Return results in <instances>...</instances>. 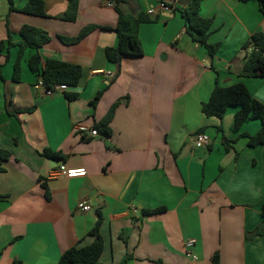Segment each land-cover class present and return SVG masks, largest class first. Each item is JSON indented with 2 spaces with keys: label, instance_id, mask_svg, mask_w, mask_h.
<instances>
[{
  "label": "crops",
  "instance_id": "0c3cea01",
  "mask_svg": "<svg viewBox=\"0 0 264 264\" xmlns=\"http://www.w3.org/2000/svg\"><path fill=\"white\" fill-rule=\"evenodd\" d=\"M9 1L0 0V44L16 45L0 54V149L10 153L0 161V264H57L71 247L93 241L88 234L99 213L106 264H211L215 252L221 264H264V235L247 238L263 223L264 146L250 147L240 137L257 133L261 123L249 120L236 132L238 108L223 120L201 110L217 82L243 81L264 104V78L240 77L251 51L243 44L264 32L258 3L202 0L197 15L213 20L210 42L221 43L212 58L187 33L181 13L189 0H177L167 12L159 11L160 0H129L120 9L148 19L139 32L144 54L116 64L106 56L118 44L115 2L80 0L76 21L68 22L58 18L68 0H44L46 17L10 12ZM11 1L21 9L29 0ZM24 26L42 29L50 40L24 52L15 82ZM90 26L81 40L66 41ZM36 54L43 62L79 65V84L46 95L28 67ZM117 102L107 134L77 132L80 123L95 127ZM218 126L235 141L232 150L225 149ZM201 128L210 144L195 148ZM45 151L64 158H48ZM61 165L85 169L86 176L50 177ZM80 201L92 209H79ZM161 207L166 210L146 213ZM189 240L196 242V259L186 253Z\"/></svg>",
  "mask_w": 264,
  "mask_h": 264
},
{
  "label": "trees",
  "instance_id": "16d2710c",
  "mask_svg": "<svg viewBox=\"0 0 264 264\" xmlns=\"http://www.w3.org/2000/svg\"><path fill=\"white\" fill-rule=\"evenodd\" d=\"M116 3V9L118 11V24L115 31L118 36V44L114 48L106 49V56L112 63L120 64L124 57H141L144 54L142 42L140 40L139 32L142 24L146 23L148 19L143 15L126 14L120 6L124 3H128L129 0H111ZM243 3L250 1H256L259 6V10L264 15V0H237ZM9 11H19L25 14L46 17L45 13V1L44 0H29L27 4L18 9L13 5L10 0ZM202 0H189L188 8L181 14L187 25V33L192 39L199 43L208 52L210 57H215L219 52L221 43H211L210 36L212 34V19H201L197 15V11L200 7ZM80 0H68V7L64 14L58 18L68 22H74L77 19L79 11ZM93 26L85 28L81 34L74 40H66L69 42L79 41L84 38L91 30ZM23 41L17 46L19 47L18 57L14 64L13 80L19 82L21 71V60L24 52L31 48L39 50L48 41L50 37L48 34L39 28L30 26L22 27L20 31ZM16 46L9 40L8 42L2 41L0 44V54L6 48ZM242 48L251 51L246 55L240 77L242 78H264V32H256L251 38L246 41ZM9 58V56H8ZM29 69L36 74L41 83L51 88L57 84H66L69 88L76 87L82 78V68L79 65H73L66 62H62L55 59H47L42 61L39 54L33 55L28 60ZM2 76L0 75V79ZM102 95V92L98 93L94 99V105ZM69 99L76 98V94H66ZM119 105V102L114 104L106 118L95 126L100 134H107V124L113 118L115 109ZM230 107H236L238 110L234 114L233 130L238 132L249 120H259L261 128L253 135L248 133L240 134V137L248 139V146L257 147L264 146V104L255 99L246 84L240 81L229 87H222L216 84L210 97L206 102L202 104V113L207 118H217L223 120ZM205 128L198 130V133H204ZM217 131L222 134V142L227 151L233 149L232 144L234 140H230L223 134L222 126L217 127ZM45 156L54 160H62L64 157L59 152L45 151ZM10 157L8 151L0 149V161H6ZM1 170V168H0ZM165 207H161L155 210L147 211L146 213H160L165 211ZM263 223L256 227L252 232L247 233L248 240H251L255 236L264 235V204L261 207ZM102 223V215L99 213L98 220L95 226L90 230L89 236L93 238V241L84 246L76 245L65 251L61 256L57 264H106L102 262L101 258L104 252V239L100 233V227ZM13 264H22L21 261H14ZM123 264H130L127 260ZM156 264H164L162 261L156 262ZM211 264H221L219 252H215L211 258Z\"/></svg>",
  "mask_w": 264,
  "mask_h": 264
},
{
  "label": "built area",
  "instance_id": "2783aa9c",
  "mask_svg": "<svg viewBox=\"0 0 264 264\" xmlns=\"http://www.w3.org/2000/svg\"><path fill=\"white\" fill-rule=\"evenodd\" d=\"M177 0H160L159 2V11L160 12H167L172 11L173 8L176 6ZM114 3L111 0L107 1V6L112 7ZM147 13L149 15H154L156 13V10L154 8H150ZM110 77H113L112 73L109 74ZM44 87V92L46 95H51L56 91H67L69 87L66 84H57L54 85L51 88L45 87L43 84H41ZM76 130L80 135H82L85 138H96L99 137L101 134L100 132L92 126H89L84 123L77 124ZM193 144L195 148H205L210 144V138L205 133H197L193 137ZM86 170L85 169H68L65 165H61L58 169H55L51 172L50 177L57 178V177H67V178H76V177H84L86 176ZM77 207L84 212L90 211L92 209L91 204L88 201H80L77 204ZM196 242L194 240H189L185 243L186 253L188 256L195 258L196 256L192 252L193 247L195 246Z\"/></svg>",
  "mask_w": 264,
  "mask_h": 264
},
{
  "label": "rangeland",
  "instance_id": "374dc122",
  "mask_svg": "<svg viewBox=\"0 0 264 264\" xmlns=\"http://www.w3.org/2000/svg\"><path fill=\"white\" fill-rule=\"evenodd\" d=\"M234 108H236V107H230L229 109H234Z\"/></svg>",
  "mask_w": 264,
  "mask_h": 264
}]
</instances>
